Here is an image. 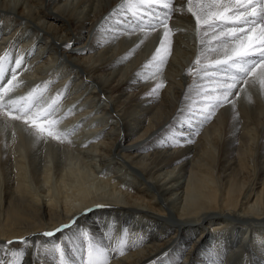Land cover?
I'll use <instances>...</instances> for the list:
<instances>
[{"label": "bare ground", "instance_id": "6f19581e", "mask_svg": "<svg viewBox=\"0 0 264 264\" xmlns=\"http://www.w3.org/2000/svg\"><path fill=\"white\" fill-rule=\"evenodd\" d=\"M21 1L25 6L13 11L11 0H0V59L8 53V75L23 60L10 98L38 86L46 100L62 93L60 107L73 111L58 127L73 129L86 118L73 130L99 138L90 147L99 153L95 162L102 167L112 163L108 157L120 158L143 186L115 200L78 199L84 190L75 192L70 183L55 193L46 163L41 170L30 162L33 174L29 169L27 158L38 147L33 137L16 121L27 147L8 129L13 150L29 149L23 157L9 149L0 123V264H60L57 246L70 264H83L89 243L107 253L108 264H264V92L259 83L258 90L241 83L229 97L234 106L203 119L205 97L218 87L215 76L201 78L216 71L203 66L218 57L195 63L205 48L200 39L210 37L197 33L186 0H172L162 65L153 57L164 31L144 33L151 28L147 18L130 25L147 11L138 0ZM152 11L163 16L165 10ZM157 30L163 28L150 31ZM45 51L51 54L43 61ZM23 168L33 179L42 175L44 193L20 178ZM62 225L70 226L55 232ZM50 231L55 235H44Z\"/></svg>", "mask_w": 264, "mask_h": 264}, {"label": "snow or ice", "instance_id": "6c2138e0", "mask_svg": "<svg viewBox=\"0 0 264 264\" xmlns=\"http://www.w3.org/2000/svg\"><path fill=\"white\" fill-rule=\"evenodd\" d=\"M186 5L187 12L194 17L197 33L202 37H210L207 41L200 39V44L205 45V48L201 50V55L197 57L195 63L200 64L201 56L207 58L209 54H216L218 57L211 64L203 66L214 68L215 73L204 72L201 76L205 78L212 75L218 81V87L212 89L215 95L211 98L205 97L207 106L202 112L203 119L208 120L216 108L223 105L234 106V101L229 97L238 91L237 86L241 83L249 87L259 83L264 89V0H186ZM137 7L147 9L140 16L141 23L147 18L148 26L153 30L157 27L165 29L164 40L153 57L154 60L158 58V63L162 65L169 52L165 45H170L171 30L168 28V20L174 11L172 0L163 3L161 0H138ZM158 8L165 10L163 16L152 11ZM8 59V53L0 59V80L4 77L3 64ZM22 62V58L17 59L16 67H20ZM189 71L191 72V69ZM197 75L201 73L197 71ZM12 79H16L14 72ZM9 84L11 85L9 87L0 84V116L4 118L5 125L8 120L21 121L25 125H30L27 130L31 132L34 129L37 137L46 133L47 137L60 141L62 134L53 131L59 120L53 118L59 110L62 93H57L55 97L46 100L38 86L27 96L12 99L9 94L19 85L12 84L11 81ZM156 87L159 89L162 85ZM37 109L39 110L36 111ZM37 116L44 123H37L35 118H31ZM69 226L62 225L55 232ZM55 232H46L44 235L51 237ZM53 251L57 253L60 264H70L62 248L57 246ZM117 254L123 255V250H118ZM84 255L83 264H108L107 253L92 243L88 244Z\"/></svg>", "mask_w": 264, "mask_h": 264}, {"label": "rangeland", "instance_id": "374dc122", "mask_svg": "<svg viewBox=\"0 0 264 264\" xmlns=\"http://www.w3.org/2000/svg\"><path fill=\"white\" fill-rule=\"evenodd\" d=\"M15 1H16V3H15ZM12 2L13 1L11 0V3ZM17 3H19V5L17 7H14V5L17 4ZM12 4L13 5H11L12 6L11 9H14L13 11H15V9L19 8L20 6H23V7L25 6L23 1L20 2V0H18V1L14 0V3H12ZM43 54H44L43 55L44 56L43 61H44L45 59H47L49 57V54H51V52L45 51ZM43 61H41V62H43ZM41 62L39 64H41ZM4 67L5 66L3 65V68ZM40 71L42 73L48 72L47 68L46 69L45 68H41ZM4 74L7 77L8 73L6 72L5 69H4ZM23 75H24V72H23ZM3 83H4V81H3ZM254 89H255V86H254ZM256 89L257 90L259 89V85H256ZM243 90H244V88L241 89V92H243ZM260 90H263V92H264V89L261 88ZM240 96H241V94H240ZM260 99L263 100V98H260ZM79 103H81V101ZM79 103H77L78 105H76V107L80 105ZM251 107H250L251 110H254L253 105ZM71 108L72 107L68 106L67 108H65V110H62L63 107L62 108L59 107V110H58L59 113L57 112L58 114L56 115V117L60 116L62 113L63 114L61 115V117L64 116L65 113H66L65 116L67 117V111L70 110V113H72V111H73V110H71ZM84 109L85 108H83V109L79 108L78 112H81ZM249 109H246V110H249ZM16 114L17 113H13V115H16ZM31 118H34V117H31ZM35 119L37 120V123L42 122L41 119L38 116ZM82 119L86 120V118H81V120ZM81 120H78L77 121L78 125L75 124V125L72 126V128L73 129L74 128H79V126L81 128ZM10 121H12V120H8L7 121V125H5L4 118L2 116H0V123L3 124L2 127L7 129V136H8V138L6 136V139L8 140L7 144L10 143L12 146H13V144L16 145V143H12L11 141H9L10 140L9 131H11V130L15 131L17 134L19 133L20 135H22V137H23V139L25 141V144H26V142H28L29 139L26 140V136H24L23 134L27 133V134H29L30 136L33 137L34 143L32 145L34 147L38 146L39 148L37 147V148L32 149V151H30L31 152L30 155H29L30 157H28V155L27 154L25 155V153H24L25 157L26 158L28 157L27 160L29 162V165H28L29 169H31L30 171H32V170L34 171V168L30 167L31 166L30 162H33V163L35 162L34 166L36 164H38V166H39V168L41 170H42L44 164L46 163V165L49 166V170L51 171V173H50L51 174V178H50L51 179L50 180L51 183H49V185H52V187L54 188L55 193L59 192V188H60V190H63L64 192H66L65 183H68V184L70 183L69 185L72 187V189L75 192L79 191L80 193H82L83 190H84V194H80V196L77 195L78 199L86 198V200H89V201H91V200H93L95 198H98V200H101V199H107V200L113 199V200H115V199H120L121 197H123L125 199L126 195H123V194H126V193L128 194V192L129 193H134V192H136L135 191L136 188L143 186L142 182L140 180L135 179L132 176V174L128 173V171H127V168H128L127 163L122 161L120 158H117V159L113 158L112 159L111 158L112 156L108 157V158H110V161L112 163L107 164L106 166H102V167L99 166V164L96 163L95 159H94V157L96 155H98L99 153H96V148H95V151H92L90 149V147L92 145H97L95 143L96 142H101V141H98L99 140L98 137L94 139V138H92V136H90L88 134L85 135L86 131H83L82 133L80 132V136H79V134L75 135V132H74L73 129H67V127H65V129L59 131L62 135H61V140L57 141V140H54L52 138L47 137L46 133L42 134L41 137H37L36 134H35V130L34 129L31 132H29L27 130L30 127V125H25L21 121H18V127L25 131V133H21V131H19V129H16L17 128V127H15L16 125L14 126L16 121H14V123H11ZM58 124L59 125L62 124L61 121H59ZM245 126H246V124H245ZM8 129H9V131H8ZM4 132L5 131H0V133H4ZM85 137H87V138L85 139ZM30 139H32V138H30ZM95 140H96V142H95ZM92 142H95V143L93 144ZM36 143H37V145H36ZM17 145H20V144H17ZM27 145L28 144H26V146ZM12 146H10L11 148L9 147L10 150L12 149ZM20 147H22V146L20 145ZM27 147H30V146H27ZM27 147H26V149L23 148V147L22 148L25 149V151L28 152L29 149L27 150ZM80 147H82V148H80ZM18 148H19V146H18ZM18 148H17V150H19ZM78 148H80L81 151ZM23 149H22V151H24ZM36 149L37 150L39 149L40 151L38 150V152H37ZM17 150H15V151H17ZM22 151L19 150V152H20L19 154H22L21 153ZM36 152H37V154H35ZM33 154H34V157H38V159L41 162L38 161L37 158H35V160L38 161V163H37V161L34 160V157L33 158L31 157V155H33ZM24 155L22 154L23 157H24ZM40 156H41V158H40ZM46 160L48 161V163H47ZM18 162H21V161H18ZM42 162H43V164H42ZM91 165H93V167ZM115 166H116V168H115ZM94 167H95V170H94ZM122 168H123V170H122ZM33 171H32V174H33ZM119 171L122 172V174ZM124 171H126V175H125V173H123ZM106 172H107V175H106ZM117 173H119V174L117 175ZM40 176L41 177L39 178V180L36 177H35V179H33L34 177L33 176L31 177V174L27 171L26 168H23V169L20 170V178L21 179L22 178H26L27 179V183H28V181L30 183L33 182L34 188L35 187L39 188V191L43 189L42 193H44V191H45L44 188H47V187H45L43 182H42V175H40ZM120 176H121V179H120ZM126 176H128L129 178L126 177ZM73 177H74V179H72ZM66 178H68V179H66ZM65 180H66V182H65ZM71 182H74V184L71 183ZM127 188H128V191H127ZM55 193L52 192V194H55ZM72 193L73 192H70V194H72ZM114 193H115V195H112ZM56 195H59V194H56ZM56 195H55V197H57ZM73 196L76 197V194L73 195ZM81 204H82V202L80 201V204H78V206L81 205ZM74 205L76 206V204H74ZM247 226H249V225H247ZM260 229H262V228H260ZM255 231L257 233L259 230H257V228H255Z\"/></svg>", "mask_w": 264, "mask_h": 264}]
</instances>
